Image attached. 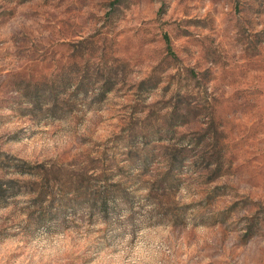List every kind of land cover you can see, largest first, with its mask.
Here are the masks:
<instances>
[{"label":"rangeland","instance_id":"1","mask_svg":"<svg viewBox=\"0 0 264 264\" xmlns=\"http://www.w3.org/2000/svg\"><path fill=\"white\" fill-rule=\"evenodd\" d=\"M0 264H264V0H0Z\"/></svg>","mask_w":264,"mask_h":264}]
</instances>
